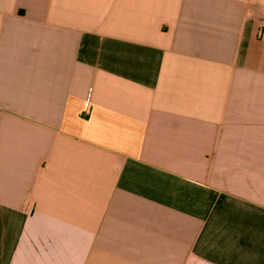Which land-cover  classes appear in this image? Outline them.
<instances>
[{"label": "crops", "instance_id": "0c3cea01", "mask_svg": "<svg viewBox=\"0 0 264 264\" xmlns=\"http://www.w3.org/2000/svg\"><path fill=\"white\" fill-rule=\"evenodd\" d=\"M264 0H0V264H264Z\"/></svg>", "mask_w": 264, "mask_h": 264}, {"label": "built area", "instance_id": "2783aa9c", "mask_svg": "<svg viewBox=\"0 0 264 264\" xmlns=\"http://www.w3.org/2000/svg\"><path fill=\"white\" fill-rule=\"evenodd\" d=\"M257 34H259V35L264 34V19H262L261 22H260V27H259V30H258Z\"/></svg>", "mask_w": 264, "mask_h": 264}]
</instances>
